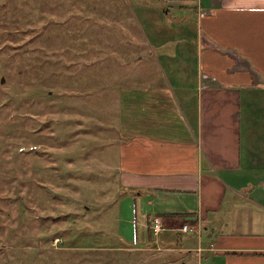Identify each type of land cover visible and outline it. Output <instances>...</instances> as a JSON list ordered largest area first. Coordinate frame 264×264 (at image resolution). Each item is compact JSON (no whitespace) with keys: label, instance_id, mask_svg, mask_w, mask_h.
Listing matches in <instances>:
<instances>
[{"label":"rangeland","instance_id":"374dc122","mask_svg":"<svg viewBox=\"0 0 264 264\" xmlns=\"http://www.w3.org/2000/svg\"><path fill=\"white\" fill-rule=\"evenodd\" d=\"M181 11L155 1L0 0V264L148 259L124 251L136 244L141 204L120 185L119 99L165 83L181 96L172 72L182 70L163 58L175 52L171 22L196 34L193 14ZM258 135L244 148L261 158Z\"/></svg>","mask_w":264,"mask_h":264},{"label":"crops","instance_id":"0c3cea01","mask_svg":"<svg viewBox=\"0 0 264 264\" xmlns=\"http://www.w3.org/2000/svg\"><path fill=\"white\" fill-rule=\"evenodd\" d=\"M138 1L191 12L196 34L171 22L175 52L163 58L182 70L172 72L181 96L166 83L120 94L119 180L141 204L124 251L154 264H264V153L244 148L264 135V0Z\"/></svg>","mask_w":264,"mask_h":264},{"label":"built area","instance_id":"2783aa9c","mask_svg":"<svg viewBox=\"0 0 264 264\" xmlns=\"http://www.w3.org/2000/svg\"><path fill=\"white\" fill-rule=\"evenodd\" d=\"M162 229V221L160 219H155L154 224H153V233L157 235L160 230ZM189 227L185 225L182 230L187 231Z\"/></svg>","mask_w":264,"mask_h":264},{"label":"trees","instance_id":"16d2710c","mask_svg":"<svg viewBox=\"0 0 264 264\" xmlns=\"http://www.w3.org/2000/svg\"><path fill=\"white\" fill-rule=\"evenodd\" d=\"M170 216H173V217H184V215H182V214H172ZM114 247H116V246H112L111 248H114Z\"/></svg>","mask_w":264,"mask_h":264},{"label":"bare ground","instance_id":"6f19581e","mask_svg":"<svg viewBox=\"0 0 264 264\" xmlns=\"http://www.w3.org/2000/svg\"><path fill=\"white\" fill-rule=\"evenodd\" d=\"M164 228H163V224H162V229L160 230V232L163 230Z\"/></svg>","mask_w":264,"mask_h":264}]
</instances>
